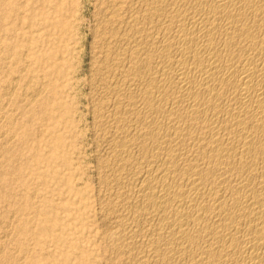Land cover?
I'll return each instance as SVG.
<instances>
[{
	"label": "bare ground",
	"instance_id": "obj_1",
	"mask_svg": "<svg viewBox=\"0 0 264 264\" xmlns=\"http://www.w3.org/2000/svg\"><path fill=\"white\" fill-rule=\"evenodd\" d=\"M102 10L91 41L103 96L91 111L119 185L103 235L128 246L140 217L145 249L131 264H264V0H105Z\"/></svg>",
	"mask_w": 264,
	"mask_h": 264
},
{
	"label": "rangeland",
	"instance_id": "obj_2",
	"mask_svg": "<svg viewBox=\"0 0 264 264\" xmlns=\"http://www.w3.org/2000/svg\"><path fill=\"white\" fill-rule=\"evenodd\" d=\"M60 2L62 11L58 14L51 9L53 0H0V264H131L145 249L138 237L144 219L131 220L132 231L138 230L134 231L137 238L126 249L120 246L121 239L113 238L112 243L102 233L103 227L115 224L117 211H109L108 206L119 189L113 179L114 166L106 155L109 144L93 117L95 104L103 96L101 73L92 58L100 46L94 45L93 30L97 31L105 0ZM45 53L55 54L54 60L42 62ZM56 70L62 74L58 79L52 73ZM41 77L51 79L52 85L40 86ZM31 87L41 88V96L30 101Z\"/></svg>",
	"mask_w": 264,
	"mask_h": 264
}]
</instances>
